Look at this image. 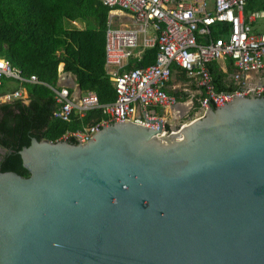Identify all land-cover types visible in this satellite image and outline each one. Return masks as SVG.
Returning a JSON list of instances; mask_svg holds the SVG:
<instances>
[{
	"label": "water",
	"instance_id": "obj_1",
	"mask_svg": "<svg viewBox=\"0 0 264 264\" xmlns=\"http://www.w3.org/2000/svg\"><path fill=\"white\" fill-rule=\"evenodd\" d=\"M18 154L27 177L0 171V264H264V95Z\"/></svg>",
	"mask_w": 264,
	"mask_h": 264
},
{
	"label": "built area",
	"instance_id": "obj_2",
	"mask_svg": "<svg viewBox=\"0 0 264 264\" xmlns=\"http://www.w3.org/2000/svg\"><path fill=\"white\" fill-rule=\"evenodd\" d=\"M105 7L132 15L133 28H115L108 22L106 31V62L115 85L116 101L102 105L97 95L88 93L79 99L66 87L54 88L38 76L25 77L21 70L0 58V85L4 79L21 84L42 85L54 95L57 110L54 119L71 123L74 113L80 118L100 111L106 118L93 126L68 132L62 140L86 142L105 124L121 120L132 121L152 129H158L164 118L154 115L153 108L168 109L178 99L166 91L174 65L183 69L189 78L205 87L206 95L199 99L196 118L204 115L210 106L222 107L236 96L264 95L263 85L234 93H218L214 90L208 64L231 58L238 68L236 79L249 71L264 72V33L256 35L250 20L245 17L247 0H101ZM253 16H251L252 18ZM220 24L228 26V35L215 37L212 29ZM204 37V38H202ZM145 48L155 49L154 64L143 68L127 69L135 55L140 40ZM21 101L29 104V98L17 91L0 98V104ZM192 119V120H193ZM187 124V123H186ZM183 125V124H182Z\"/></svg>",
	"mask_w": 264,
	"mask_h": 264
},
{
	"label": "trees",
	"instance_id": "obj_3",
	"mask_svg": "<svg viewBox=\"0 0 264 264\" xmlns=\"http://www.w3.org/2000/svg\"><path fill=\"white\" fill-rule=\"evenodd\" d=\"M108 13L98 0H0V58L25 77L38 76L51 87L57 83L63 62L64 70L76 76L83 92H94L102 105L112 104L116 93L104 68ZM67 20L84 21L86 29L67 30ZM155 55L152 49L146 58L155 59ZM213 74L216 91H228L222 87L221 74L217 70ZM14 81L3 80L0 98L20 87L27 90L30 104L19 101L0 105V147L13 152L4 156L0 171L27 177L20 150L30 146L33 139L61 141L68 131L99 120L102 112L88 114L84 122L76 117L71 123L54 120L57 106L51 91L42 85ZM68 141L76 142L74 138Z\"/></svg>",
	"mask_w": 264,
	"mask_h": 264
},
{
	"label": "crops",
	"instance_id": "obj_4",
	"mask_svg": "<svg viewBox=\"0 0 264 264\" xmlns=\"http://www.w3.org/2000/svg\"><path fill=\"white\" fill-rule=\"evenodd\" d=\"M98 1L101 2V0H98ZM257 2H252V1L247 0V4L245 7V13H246L245 17L247 18V21L250 20L253 33L256 35H259L261 33H264V6H263L264 0H257ZM101 4L103 5L102 2ZM108 11L109 13H108V19L106 23V31L108 27V22L110 20L112 21V25L115 28H133L134 27L133 20H132L133 17L131 14L123 12L121 10H112L109 8H108ZM251 16L253 17L251 18ZM65 26L67 30L73 29V30L83 31L86 29L85 22L80 21V20H67L65 21ZM212 31L214 32L215 37H218L221 34L223 36L225 34L228 35L227 33L228 26L224 24H220L214 27ZM149 50L151 51L152 49L145 48L143 46V38H141L139 47L137 50H135V55L133 56V58L130 59L127 69L130 70L132 68H143L142 66L139 67L140 64L143 66L145 65L146 67L154 64L155 62L154 58H151V60L146 58L147 53L150 52ZM64 65L65 64L63 62L60 63L59 65L58 80H57L56 85H54V88L60 89V88L67 87L71 95L77 99L85 96L88 93L95 94L94 92H87V93L83 92L79 88L76 76L73 75L72 73L66 72L64 70ZM104 68H105V73L108 76L109 80L111 81L113 88L115 90L114 82L111 79L112 78L111 71H114V69L117 67L114 66L112 68H109L107 66L106 37H105ZM208 69L211 75V80H212V85H213L214 90L216 91L215 81H214V76H213L214 70H217L219 72V76L221 74L220 82L222 84V87L228 90L224 92L216 91L218 93H234L238 91L242 92L244 90L254 89L258 87V85H263L264 87V72H261V71H249L243 74V77L241 79L239 80L236 79L235 74L238 72V68L234 64L231 58H225V59L213 61L208 64ZM15 82L17 83V81H14V84ZM20 90L23 93L24 97L29 98V94L25 88L19 87L17 90L9 92V94L15 93ZM166 91L169 95H173L178 99L176 106L170 107L168 109L153 108L151 109L150 112H152L154 115L164 118L166 121V129L170 131L171 127L189 123L194 118L199 108L198 101L199 99L203 98L206 95V89L205 87H202V85H199L195 79L189 78L183 69H181L177 65H174L172 69V75L168 82ZM29 104H30V100H29ZM0 105H4V104H0ZM28 105H25V106H28ZM75 117L80 122H84L86 118L88 117V114L86 115V117L80 118L78 113L75 112L73 118ZM73 118H72V121H73ZM105 118L106 116L102 114V117L99 120H94L91 124H88V125H82L81 128L75 131L82 130L86 127L96 125L102 122ZM75 131H71V132H75Z\"/></svg>",
	"mask_w": 264,
	"mask_h": 264
},
{
	"label": "flooded vegetation",
	"instance_id": "obj_5",
	"mask_svg": "<svg viewBox=\"0 0 264 264\" xmlns=\"http://www.w3.org/2000/svg\"><path fill=\"white\" fill-rule=\"evenodd\" d=\"M0 148H1V147H0ZM6 154H7V152H6V153H2V152L0 151V162L4 160V156H5Z\"/></svg>",
	"mask_w": 264,
	"mask_h": 264
},
{
	"label": "rangeland",
	"instance_id": "obj_6",
	"mask_svg": "<svg viewBox=\"0 0 264 264\" xmlns=\"http://www.w3.org/2000/svg\"><path fill=\"white\" fill-rule=\"evenodd\" d=\"M194 117H195V116H194ZM193 120H194V119H193ZM191 121H192V120H191ZM191 121H190V122H191Z\"/></svg>",
	"mask_w": 264,
	"mask_h": 264
}]
</instances>
